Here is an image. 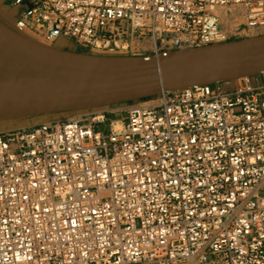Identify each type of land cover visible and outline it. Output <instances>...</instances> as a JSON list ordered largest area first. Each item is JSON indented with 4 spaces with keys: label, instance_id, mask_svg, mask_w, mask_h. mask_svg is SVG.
<instances>
[{
    "label": "built area",
    "instance_id": "1",
    "mask_svg": "<svg viewBox=\"0 0 264 264\" xmlns=\"http://www.w3.org/2000/svg\"><path fill=\"white\" fill-rule=\"evenodd\" d=\"M26 2L16 32L94 55L227 43L218 8L264 36V0ZM232 83L0 131V264H264V74Z\"/></svg>",
    "mask_w": 264,
    "mask_h": 264
},
{
    "label": "water",
    "instance_id": "2",
    "mask_svg": "<svg viewBox=\"0 0 264 264\" xmlns=\"http://www.w3.org/2000/svg\"><path fill=\"white\" fill-rule=\"evenodd\" d=\"M0 64L28 85L0 99V124L107 107L264 74V36L152 57L42 45L0 21Z\"/></svg>",
    "mask_w": 264,
    "mask_h": 264
},
{
    "label": "rangeland",
    "instance_id": "3",
    "mask_svg": "<svg viewBox=\"0 0 264 264\" xmlns=\"http://www.w3.org/2000/svg\"><path fill=\"white\" fill-rule=\"evenodd\" d=\"M229 9V8H228ZM231 10V9H230ZM231 20L228 23H224L223 25V30L227 33V35L230 37V40L235 39V40H240L248 37H254L253 32H247L244 33L242 31V25L245 22L244 16L242 11L237 13V17H234L232 13H229ZM234 19V20H233ZM237 19V20H236ZM223 23V22H222ZM249 36H245V35ZM62 44H59V46L63 47L64 49L70 48L73 46V43L71 40L67 39H60ZM133 41V51H131L130 54H137V55H145V56H150L151 51L155 45L154 40L152 39L151 35L144 36L141 39L138 38H133V40H129L131 43ZM78 51H83V52H88L85 50H82L80 48H76ZM221 85L224 89H230L233 86L232 82H227V83H221ZM150 101V99L145 100L144 102ZM71 113H58V114H50V115H45V116H38V117H32L29 119L21 120V121H14V122H9V123H2L0 124V131L5 130V129H10L17 127L19 125H40L43 124L44 122L48 121H65L68 117H70Z\"/></svg>",
    "mask_w": 264,
    "mask_h": 264
},
{
    "label": "bare ground",
    "instance_id": "4",
    "mask_svg": "<svg viewBox=\"0 0 264 264\" xmlns=\"http://www.w3.org/2000/svg\"><path fill=\"white\" fill-rule=\"evenodd\" d=\"M230 12L232 13V15H234V17H237V13L241 11H238L235 8H231V10L221 9V8L216 9V13L220 17L222 28L224 26L223 25L224 23L226 24L231 20L230 15H229ZM27 89H28V85L25 81H21L17 79L16 77H14L13 75H11L0 64V99L22 94L26 92Z\"/></svg>",
    "mask_w": 264,
    "mask_h": 264
},
{
    "label": "crops",
    "instance_id": "5",
    "mask_svg": "<svg viewBox=\"0 0 264 264\" xmlns=\"http://www.w3.org/2000/svg\"><path fill=\"white\" fill-rule=\"evenodd\" d=\"M28 7H29V4L27 2L22 5H17L15 4V0H0V21L7 24L8 26L13 27L15 22L23 16L24 12L27 10ZM232 41H238V40L232 39L228 42H232ZM62 43L63 42L59 40L56 48L60 50H64V51L94 55V54H91L90 52L78 51L76 49L78 47L74 44V41H72L73 46L67 49L66 48L64 49L62 46L61 47L59 46V44H62ZM128 56L131 57L134 55L130 54ZM136 56L144 57L145 55L142 54V55H136Z\"/></svg>",
    "mask_w": 264,
    "mask_h": 264
}]
</instances>
